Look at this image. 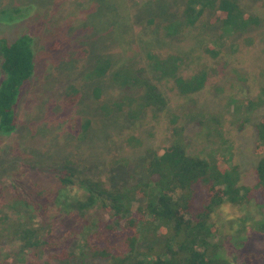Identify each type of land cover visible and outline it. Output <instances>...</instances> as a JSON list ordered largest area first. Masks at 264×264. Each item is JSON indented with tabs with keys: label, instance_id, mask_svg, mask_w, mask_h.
<instances>
[{
	"label": "trees",
	"instance_id": "16d2710c",
	"mask_svg": "<svg viewBox=\"0 0 264 264\" xmlns=\"http://www.w3.org/2000/svg\"><path fill=\"white\" fill-rule=\"evenodd\" d=\"M257 1L260 12L245 9L242 0L136 2L135 16L142 36H148L142 39L146 45H139L130 36L128 12L133 6L126 0H95V8H86L87 16L95 12L104 19L110 40L98 49L94 42L81 43L75 51L80 58L77 64L69 63L71 67L64 66L58 72L64 81L57 98L52 97L56 100L52 99L55 103L51 108L55 109L54 119L65 124L77 141L90 137L95 113L109 122L124 118L134 124L146 117L158 118L169 103L160 87L162 78H173L178 95L188 104L182 112L169 114L170 143L148 148L142 164L145 179L109 185L100 177L80 173L78 166L83 161L72 158L64 162L77 166L54 172L56 184L34 181L30 186L34 200L20 193L10 198L0 193V245L9 242L17 246L6 258L19 256L21 264H232L222 253L221 239L215 238L218 231L213 213L224 203L242 206L252 198L264 206V111L253 123L259 160L251 186L243 184L238 165L232 163L225 128L234 124L242 130L253 122L257 110L264 109V64L257 67L256 97L226 95L219 110L207 111L193 96L206 86L213 68L203 64L183 75L179 72L188 63L185 51L186 56L162 49L160 44L197 38L194 30L202 21L213 34L201 40L199 49L217 61L219 78L228 76L227 80L235 83L236 77L246 84L248 75L221 56L226 50L239 51L253 44L254 30L264 25V0ZM85 26L84 21L82 28ZM33 41L26 32L13 40L0 37L2 133L17 127L21 89L36 69ZM114 49L122 55H114ZM218 87L217 83V89L222 90ZM114 90L116 95L111 93ZM84 100L90 113L82 111ZM51 109L47 113L53 112ZM190 120L201 127L206 138L218 143L206 155L188 148L185 125ZM123 141L131 147L142 144L133 133H126ZM128 162L124 157L112 160L118 165ZM73 187L84 190L82 199L71 203L59 200ZM200 191L204 192V203L198 205ZM55 199L63 211L43 217ZM93 207L97 210L92 211ZM243 243L245 264H264V250L257 251L245 239Z\"/></svg>",
	"mask_w": 264,
	"mask_h": 264
},
{
	"label": "rangeland",
	"instance_id": "374dc122",
	"mask_svg": "<svg viewBox=\"0 0 264 264\" xmlns=\"http://www.w3.org/2000/svg\"><path fill=\"white\" fill-rule=\"evenodd\" d=\"M143 1L145 0H126L130 7L133 6L128 12L131 15L130 36L139 45H146L142 39L148 36L141 34L135 16L138 12L134 5ZM174 1L176 3L180 0H172L173 3ZM95 4V0H0V37L13 40L24 32L30 33L34 39L36 59L35 72L23 85L16 106L17 127L11 133L0 132V193L5 198L20 193L34 200L30 187L34 181L39 180L47 186L56 184L54 172L77 166L64 162L72 158L83 161L78 166L80 173L100 177L109 185H124L145 179L142 164L148 156V148H158L170 143L172 128L169 114L174 111L180 113L187 107L188 101L178 95L173 78L167 77L160 79V87L169 103L158 118L146 117L134 124L127 123L124 118H114L109 122L95 113L91 135L84 141H77L65 124L54 119L55 109L51 108L56 99L52 97L56 95L57 98L64 81L58 72L64 66L71 67L69 63L77 64L80 58L75 56V51L81 43L94 42L98 49L103 41L106 45L110 40L108 31L104 28L105 21L99 17V13L87 16L89 11L86 8H95ZM242 5L245 9L257 12L262 8L257 0H242ZM84 21L88 27L82 28ZM194 33L197 38L189 36L176 44L171 41L161 42L160 46L182 55L185 51L188 63L179 72L183 75H188L203 64L213 68L206 86L193 96L197 105L207 111H216L222 107V98L226 95L256 97L259 93L257 67L264 64V25L254 30L256 38L252 45H244L242 47L245 48L239 51L226 50L221 56L248 75L246 84L236 77L235 83L228 81V76L219 78L217 61L199 49L201 40L207 34L212 35V31L200 21ZM151 37L154 38L155 35L152 34ZM56 43L59 44L58 47H54ZM114 55L122 54L119 49H114ZM83 60L81 61L89 62L88 58ZM217 83L222 90L217 89ZM111 93L116 95L115 90ZM81 108L84 113H90L88 102ZM48 109L53 112L47 113ZM263 111V108L257 110L253 122L242 130L234 124H227L225 128L231 144L229 153L232 154V163L238 165L241 181L248 186L256 181L254 170L259 160L254 150L257 136L253 123ZM106 123L107 127L104 128ZM126 133L140 137L141 146L131 147L125 143L123 136ZM185 136L192 153L206 155L218 145L206 138L201 127L191 120L185 125ZM118 157L128 158V164H112V160ZM64 192L58 197L59 200L68 199L71 203V200L82 199L84 190L73 187ZM200 192L198 205L204 203V192ZM55 201L56 199L50 203L43 217L63 211ZM91 209L96 211L97 207ZM213 220L218 231L215 238L221 239L222 253L231 259L232 264H245L242 255L245 244H242V239L257 251L264 250V206L255 203L254 198L242 206L222 204L213 213ZM13 249H17L13 243L0 245V264H21L23 258L19 256L6 258V254ZM262 260L264 261V257Z\"/></svg>",
	"mask_w": 264,
	"mask_h": 264
}]
</instances>
